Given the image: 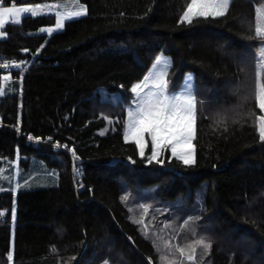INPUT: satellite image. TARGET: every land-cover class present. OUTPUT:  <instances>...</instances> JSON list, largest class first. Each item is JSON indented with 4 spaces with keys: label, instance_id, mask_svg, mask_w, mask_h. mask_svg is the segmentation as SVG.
<instances>
[{
    "label": "trees",
    "instance_id": "16d2710c",
    "mask_svg": "<svg viewBox=\"0 0 264 264\" xmlns=\"http://www.w3.org/2000/svg\"><path fill=\"white\" fill-rule=\"evenodd\" d=\"M79 1L87 14L51 37L39 31L56 15L25 16L0 37V60L27 62L12 73L20 93L0 98V171L37 161L58 177L54 187L0 190V264H193L176 248L190 244L195 264H264V113L254 97L264 0H231L226 15L191 23L181 22L191 0ZM162 54L170 89L194 73L189 166L170 149L148 164L150 137L144 159L123 138L131 88ZM200 236L210 249L195 244Z\"/></svg>",
    "mask_w": 264,
    "mask_h": 264
},
{
    "label": "snow or ice",
    "instance_id": "6c2138e0",
    "mask_svg": "<svg viewBox=\"0 0 264 264\" xmlns=\"http://www.w3.org/2000/svg\"><path fill=\"white\" fill-rule=\"evenodd\" d=\"M230 2L231 0H191V3L187 5L182 14L181 22L191 23L193 18L222 17L226 15ZM51 7L55 8L57 6L52 5ZM37 8H41V5H37ZM27 13H30L31 16L38 14L35 9L17 7L15 3L12 6L0 4V36L5 35L4 29L7 23L20 24L21 14ZM85 14L86 10L82 7L80 10L69 12L66 16L56 13L55 28L41 29V31L51 35L53 31L63 29L66 20L78 18ZM255 33L259 39L264 40V10L257 11ZM170 63L169 58L163 55L157 56L153 68L159 70L149 73L144 77L143 83H137L131 88L134 99L127 108L128 120L124 128L123 138L126 143L135 144L139 157L144 159L145 137H150L151 153L146 157L148 164L153 162L163 163L160 157L165 149L170 148L173 157L180 160L185 166H189L195 163L192 151L193 125L196 115L194 77L189 74L179 88L170 89L171 82L166 78ZM0 68L7 69L8 64L0 61ZM15 68H21V64H15ZM255 68L254 97L256 106L264 113V44L259 47V56ZM4 79L8 80V76H5ZM4 94L5 88L0 86V96ZM257 120L259 137L264 142V115L258 116ZM103 134L101 132V135ZM29 139L33 138L29 136ZM73 156L75 157L74 151ZM75 158L78 159V157ZM132 163H135V161H132ZM0 179H8V182L11 183L10 175L4 177L0 173ZM0 190H3L2 184H0ZM123 199H127V197ZM141 207H144V205H141ZM145 211H147V208H145ZM12 215L15 218L14 210ZM196 219L198 217L185 220L181 227L187 226ZM138 223L144 224L143 219ZM164 226L168 227L169 225L165 224ZM145 234L147 235V232ZM195 244L203 245L206 250L211 247L210 241H206L204 236L198 237ZM166 246H168L167 242ZM176 248L181 256H186L188 261L195 264V247L190 244L188 245L189 250L179 245ZM160 258L163 261L168 260L166 255ZM9 259H11V256ZM103 264H108V262L104 261Z\"/></svg>",
    "mask_w": 264,
    "mask_h": 264
},
{
    "label": "rangeland",
    "instance_id": "374dc122",
    "mask_svg": "<svg viewBox=\"0 0 264 264\" xmlns=\"http://www.w3.org/2000/svg\"><path fill=\"white\" fill-rule=\"evenodd\" d=\"M37 5H41V8H37ZM52 5H56L57 7L52 8L51 7ZM16 6L35 9L38 12L36 16L56 15V13H60L62 16H66L69 12L80 10L81 7L86 10V14H87V7L79 0L56 2V3H44V4L16 5ZM257 10H264V3L260 4ZM28 15H31V14L30 13L21 14V20L25 16H28ZM83 16H80L78 18H81ZM73 19H77V18H73ZM48 28L54 29L55 26L48 27ZM48 28H44V29H48ZM61 31H63V29L53 31L51 35H49L47 32H42L41 30L39 31V33L45 34L48 37H51L53 34L57 32H61ZM162 55L170 59V57H167L164 54ZM170 67H171V63H170ZM169 69H168V72H169ZM157 70L159 69L152 68L150 73L155 72ZM189 74H191L194 77V73L192 72L187 73L186 76H188ZM5 76H8V80L4 79ZM21 83H22V80L19 79L18 77H14L12 73L4 75L0 81V86H3L5 88V94L3 96L8 95V94L17 93V92L20 93L19 91L21 89L19 90V86L21 85ZM141 83H143V81ZM3 96H0V98ZM133 99H134V96L132 100ZM127 120H128V115H127ZM195 122H196V115H195ZM195 124L196 123H194L193 125L194 132H195ZM192 151L194 153V160H195V147L193 145V142H192ZM0 173H2L4 177H8L9 175L11 176V183L8 182V179H0V183L4 186V188H7V190H12L14 193H17L20 190L48 188V187H54L58 185L57 174L53 171L48 170L47 167L43 163H40L37 161H34L31 164V167L29 170H26L23 166H21L19 161L10 162L7 165H5L4 169L1 170Z\"/></svg>",
    "mask_w": 264,
    "mask_h": 264
},
{
    "label": "built area",
    "instance_id": "2783aa9c",
    "mask_svg": "<svg viewBox=\"0 0 264 264\" xmlns=\"http://www.w3.org/2000/svg\"><path fill=\"white\" fill-rule=\"evenodd\" d=\"M13 1H14V3H18L19 2V0H13ZM0 4H5V1L4 0H0ZM0 61H2V60H0ZM3 62L8 64V68L7 69L0 68V79L6 74H11L14 71L22 70L27 65L26 61H3ZM15 64H21V68H19V69L15 68ZM2 126H3L2 117L0 116V127H2ZM31 137L33 138V136H31ZM29 141L33 142L34 138L31 139V140L29 139ZM41 141H42V139H39L38 142H41ZM72 156H73V154H72ZM75 157H77V156L75 155ZM77 160L81 161L79 157H78Z\"/></svg>",
    "mask_w": 264,
    "mask_h": 264
},
{
    "label": "crops",
    "instance_id": "0c3cea01",
    "mask_svg": "<svg viewBox=\"0 0 264 264\" xmlns=\"http://www.w3.org/2000/svg\"><path fill=\"white\" fill-rule=\"evenodd\" d=\"M69 20H71V19H68V20L65 21V24H64L63 30H64V28H65L66 22L69 21ZM47 28H48V27H47ZM4 36H5V35H4ZM4 36H0V37H4ZM140 83H141V82H140Z\"/></svg>",
    "mask_w": 264,
    "mask_h": 264
}]
</instances>
